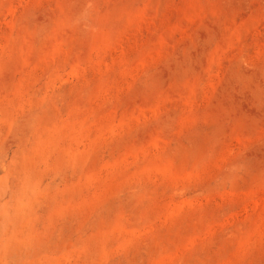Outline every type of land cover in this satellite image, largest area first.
<instances>
[{"label": "rangeland", "instance_id": "obj_1", "mask_svg": "<svg viewBox=\"0 0 264 264\" xmlns=\"http://www.w3.org/2000/svg\"><path fill=\"white\" fill-rule=\"evenodd\" d=\"M0 264H264V0H0Z\"/></svg>", "mask_w": 264, "mask_h": 264}]
</instances>
